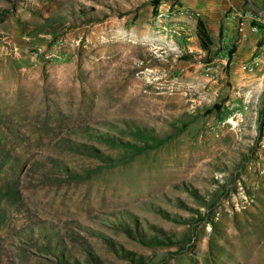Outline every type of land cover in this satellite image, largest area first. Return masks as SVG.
<instances>
[{
  "label": "rangeland",
  "instance_id": "rangeland-1",
  "mask_svg": "<svg viewBox=\"0 0 264 264\" xmlns=\"http://www.w3.org/2000/svg\"><path fill=\"white\" fill-rule=\"evenodd\" d=\"M153 1L0 0V264H264V78L196 34L264 75V1Z\"/></svg>",
  "mask_w": 264,
  "mask_h": 264
},
{
  "label": "crops",
  "instance_id": "crops-1",
  "mask_svg": "<svg viewBox=\"0 0 264 264\" xmlns=\"http://www.w3.org/2000/svg\"><path fill=\"white\" fill-rule=\"evenodd\" d=\"M213 16H215V23H216V29L215 32L217 34L222 33V39L224 43H227L230 35H232L234 26L230 19H228V22L226 23V27L221 25L222 15H219V13H215ZM246 33L249 34L250 38H256L253 33L250 32L249 27H246ZM255 49H251L248 51V49L242 50L238 49L235 53L234 59H229V51L222 50L217 54V62L219 64L217 66H206L205 69H202L201 75L202 80L201 82H207L209 80H212L214 74L216 71H218L221 68V64H225L227 66V70L229 71V76L231 79V82L235 85L237 88H242L243 91L246 89H252L254 85H256L259 81H262L264 78V75H262L263 67L260 65L254 66L253 70L251 71L249 67H251L254 62H251V58L254 54ZM243 55V56H242ZM236 56L238 58H236ZM242 56V58H240ZM221 63V64H220ZM242 63V64H241ZM242 91V90H240ZM238 96L241 95V92L236 93Z\"/></svg>",
  "mask_w": 264,
  "mask_h": 264
},
{
  "label": "trees",
  "instance_id": "trees-1",
  "mask_svg": "<svg viewBox=\"0 0 264 264\" xmlns=\"http://www.w3.org/2000/svg\"><path fill=\"white\" fill-rule=\"evenodd\" d=\"M162 1L163 0H154L153 4L158 6L159 3H161ZM196 34H197V38L200 42V47L205 53H207L209 56H213V55L215 56V54H218V53H214L212 51V48L214 45L213 37H212V34H211L208 26L206 25V23L204 21L199 20L197 22ZM206 62H208V61L206 60ZM97 154H99V153H97ZM156 242H157V239H156ZM129 258H131L134 262H136V264H143V262H141L140 260H136L133 257H129Z\"/></svg>",
  "mask_w": 264,
  "mask_h": 264
},
{
  "label": "built area",
  "instance_id": "built-area-1",
  "mask_svg": "<svg viewBox=\"0 0 264 264\" xmlns=\"http://www.w3.org/2000/svg\"><path fill=\"white\" fill-rule=\"evenodd\" d=\"M238 16H241V15L238 14V13H234V14L231 16V18H232L233 20H235ZM257 30H258L257 28H254V29H253V31H257ZM258 62H259V61L255 60V61H254V64H253L251 67H249V69L252 71L253 68H254V66H257V65H258Z\"/></svg>",
  "mask_w": 264,
  "mask_h": 264
}]
</instances>
